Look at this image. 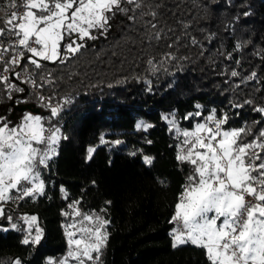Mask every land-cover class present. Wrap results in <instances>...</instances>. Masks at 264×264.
I'll list each match as a JSON object with an SVG mask.
<instances>
[{"label":"trees","instance_id":"1","mask_svg":"<svg viewBox=\"0 0 264 264\" xmlns=\"http://www.w3.org/2000/svg\"><path fill=\"white\" fill-rule=\"evenodd\" d=\"M146 2L158 5V27L167 33L166 39L149 46L141 39V27L117 15L106 36L86 41L87 47L76 57L64 64L42 62L44 74L51 72L53 80L42 91L57 104L65 97L70 100L59 116L48 121L59 123L66 139H61L49 167L41 169L44 194L12 205L18 216L4 222H13L17 228L0 229V264H11L16 258L23 264H48L50 256L65 253L68 219L63 213L76 201L81 210L111 221L98 264H209L201 248L172 246L175 205L193 172L190 164L176 160L180 140L164 117H174L181 130H191L215 110L217 117L228 115L225 129L252 126L255 134L264 127V114L253 111L254 105L264 104V0ZM20 3L16 0L13 9L8 6L11 0H0V27L8 13L24 9ZM244 11L250 15L244 17ZM235 16L240 20L229 33L225 26ZM186 33L200 45H192ZM206 34L214 36L209 40ZM239 39L250 43L234 51ZM169 52L175 59H164ZM228 53L233 59L226 58ZM233 69L240 73L238 77L230 76ZM252 71L257 72L258 81L241 85ZM21 86L25 93L19 97H29L28 103L40 107L48 118L50 112L39 104L38 94L30 95L29 88ZM246 99L253 105L244 104ZM22 104L26 103H13L0 95V117L10 123L20 121L24 111L15 106ZM235 104L243 107L235 108ZM196 111L202 115L183 119ZM254 121L261 123L254 125ZM141 122L151 127H137ZM89 147L96 152L86 160ZM144 156L154 158L151 166L144 163ZM30 213L38 216L44 229L39 245L21 243L25 232L19 214Z\"/></svg>","mask_w":264,"mask_h":264},{"label":"snow or ice","instance_id":"2","mask_svg":"<svg viewBox=\"0 0 264 264\" xmlns=\"http://www.w3.org/2000/svg\"><path fill=\"white\" fill-rule=\"evenodd\" d=\"M207 2L215 3V0ZM225 2L230 3V0ZM8 6L15 9L16 0H11ZM20 7L24 11L19 14L11 11L4 27H0V95L13 103L29 102V97L18 95L25 93L21 84L29 85L32 95L33 90L42 93L46 84L53 83L52 73L44 74L42 62L64 64L76 57L87 47L86 41L106 36L117 15L123 16L133 27H141V39L149 46L153 41L167 38V33L158 27L159 12L155 10L158 5L151 6L146 0H21ZM242 15L247 17L250 13L244 11ZM239 20L240 16L233 17L225 31L231 33ZM206 35L209 40L214 36ZM179 39L177 37L176 41ZM188 39L192 45H200L195 37L188 35ZM249 43V40L239 39L234 51H240ZM203 51L201 48V55ZM256 55L260 56L261 52L258 50ZM226 58L233 59V54L228 53ZM164 59L175 57L169 52ZM148 63L153 65V60ZM29 64L33 66L31 70ZM239 75L235 69L230 72L231 77ZM258 79L257 72L252 71L240 84ZM37 100L48 108L47 119L26 113L18 124L9 126L7 117H0V217L8 220L12 217L6 216L4 203L13 198L24 200L44 194L41 169L49 167V162L58 155L61 139H66L60 128L54 125L46 128L45 124L60 115L69 98L55 105L52 96L40 94ZM244 104L253 105V101L246 99ZM233 106L241 108L243 104ZM253 111L264 114V104L254 105ZM201 115L196 111L183 119ZM164 119L180 140L176 160L190 164L193 172L175 205L172 222H178L181 227L173 232L172 246L190 244L201 248L209 264H264V127L255 134L252 126L225 129L228 115L217 117L215 110L191 130H181L174 117ZM260 123L253 122L254 125ZM137 127L146 129L151 125L141 122ZM101 143L106 141L101 138ZM86 151L85 159L91 160L96 148L89 147ZM143 160L148 166L154 162V158L148 156ZM69 207L73 208V216L80 217L79 221L65 226L70 250L62 260L49 259L48 264H95L107 246L110 235L107 228L111 221L100 215L82 214L75 205ZM22 219L25 234L21 243L39 245L44 229L40 227L38 216L26 214ZM11 227L15 229L17 225ZM13 264H23V261L16 258Z\"/></svg>","mask_w":264,"mask_h":264},{"label":"rangeland","instance_id":"3","mask_svg":"<svg viewBox=\"0 0 264 264\" xmlns=\"http://www.w3.org/2000/svg\"><path fill=\"white\" fill-rule=\"evenodd\" d=\"M24 11V9L21 11H19L18 12V14L19 13H22ZM24 112H23V115L24 114H26V113H32L33 115H40V116H42L43 118H47V114H42V113H40V112H35V111H33V110H29V109H25V110H23ZM20 121H18V122H15V123H10V125L9 126H11V125H13V124H18ZM46 125V124H45ZM60 128V127H59ZM60 144V143H59ZM40 147L41 148H43L44 146L43 145H40ZM59 148V147H58ZM57 151H58V149H57ZM41 179H42V176H41ZM16 195V193H13V196H15ZM17 201V199H12V200H10V201H8V202H6V203H4L3 204V207L5 208V211H6V216H11L12 217V219H11V221L13 220V218L15 217V216H18L17 214L15 215L14 214V211H12V205H14V203ZM70 205H75V207L82 213V214H90V215H100V214H98V213H94V212H85V211H83V210H81V208L79 207V206H77L76 204H70ZM65 212H68L69 213V215L67 216V219H68V221H66L65 222V224H64V226H67V225H69V224H71V223H75V222H77V221H79L80 220V217H76V216H73L72 215V213H73V208H70L69 206H68V209L65 211ZM24 215H26V214H19V216H21V217H23ZM27 215H33L32 213H30V214H27ZM34 215H36V214H34ZM101 216V215H100ZM104 218V217H103ZM5 219H7L6 217H0V229H3V230H6V229H8L9 227H11V225L13 224V222H4L5 221ZM104 219H106V218H104ZM8 220V219H7ZM40 227H41V225H40ZM177 229H179V228H175L174 230H177ZM174 230H173V232H174ZM70 250V246H69V244H68V249H67V251L65 252V253H63V254H61V255H58V256H50L49 257V259H53V260H55V261H60V260H62L66 255H67V253H68V251ZM22 260V259H21ZM11 264H13V262L11 263ZM72 264H74V262H72ZM90 264H91V262H90ZM95 264H98V261L97 262H95Z\"/></svg>","mask_w":264,"mask_h":264},{"label":"water","instance_id":"4","mask_svg":"<svg viewBox=\"0 0 264 264\" xmlns=\"http://www.w3.org/2000/svg\"><path fill=\"white\" fill-rule=\"evenodd\" d=\"M17 108H19L22 111L25 109H29V110H33L35 112L43 113V110L40 107L36 106L34 103L22 104L20 106H17Z\"/></svg>","mask_w":264,"mask_h":264},{"label":"built area","instance_id":"5","mask_svg":"<svg viewBox=\"0 0 264 264\" xmlns=\"http://www.w3.org/2000/svg\"><path fill=\"white\" fill-rule=\"evenodd\" d=\"M22 11L23 9H19L17 12H19V11ZM17 70H19V69H17ZM28 88H30V86L29 85H26ZM34 92H35V90H33ZM35 93H37L38 95H40V94H43L44 96H50L48 93H45V92H43L42 91V93L41 92H35ZM53 104L55 105V104H57L55 101H53ZM55 126V127H59V123H47L46 125H45V127L47 128V127H50V126ZM177 223V225H178V227L180 228L181 227V225L178 223V222H176Z\"/></svg>","mask_w":264,"mask_h":264},{"label":"flooded vegetation","instance_id":"6","mask_svg":"<svg viewBox=\"0 0 264 264\" xmlns=\"http://www.w3.org/2000/svg\"><path fill=\"white\" fill-rule=\"evenodd\" d=\"M18 104V103H17ZM18 105H16L15 107L17 108Z\"/></svg>","mask_w":264,"mask_h":264},{"label":"crops","instance_id":"7","mask_svg":"<svg viewBox=\"0 0 264 264\" xmlns=\"http://www.w3.org/2000/svg\"><path fill=\"white\" fill-rule=\"evenodd\" d=\"M175 212H176V211H175ZM177 228H179L178 225H177Z\"/></svg>","mask_w":264,"mask_h":264}]
</instances>
